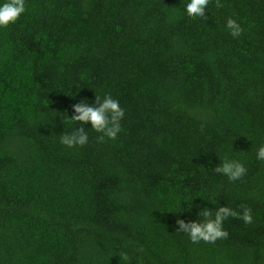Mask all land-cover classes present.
Masks as SVG:
<instances>
[{"label": "trees", "instance_id": "trees-1", "mask_svg": "<svg viewBox=\"0 0 264 264\" xmlns=\"http://www.w3.org/2000/svg\"><path fill=\"white\" fill-rule=\"evenodd\" d=\"M182 4L27 0L0 30V264H264V0H213L205 21ZM104 93L125 111L117 140L62 146L72 104ZM225 154L242 180L212 171ZM197 205L253 222L193 245L175 221Z\"/></svg>", "mask_w": 264, "mask_h": 264}, {"label": "clouds", "instance_id": "clouds-1", "mask_svg": "<svg viewBox=\"0 0 264 264\" xmlns=\"http://www.w3.org/2000/svg\"><path fill=\"white\" fill-rule=\"evenodd\" d=\"M212 2L213 0H183L182 11L190 18L205 21L207 19L205 12ZM215 3L216 7H222L221 0H215ZM26 4L27 0H0V30L14 25L26 13ZM224 28L233 39L239 38L244 32L241 23L231 17L226 19ZM80 87L68 96L74 98ZM49 103L47 99V105ZM71 112V116L67 114L63 123V127L67 125L69 131L63 130L57 135L59 143L67 149L83 148L89 143V133L86 129H91L98 134L96 140L99 143L117 140L118 134L122 131L121 121L125 117V111L120 106L119 100L113 98L109 93L94 94V101L91 103L87 99H80L72 104ZM86 125H90V127H86ZM255 158L264 162V143L257 147ZM219 161L220 163L212 171L226 177L228 181H240L247 175L248 169L241 160L225 154L223 157H219ZM193 199L194 197L190 196L177 197L173 204L174 214L189 211ZM205 201L214 205L212 200ZM182 203L185 205L184 207L181 206ZM197 207L199 211L196 219L185 220L178 217L175 221L176 232L186 235L193 245L201 242L215 244L217 240L227 239L229 233L224 228V222L229 218L240 219L245 224L253 222L252 209L247 206L241 205L240 211L227 205L215 208L207 206L200 208L198 205ZM121 255L126 264H129L128 254L122 253Z\"/></svg>", "mask_w": 264, "mask_h": 264}]
</instances>
